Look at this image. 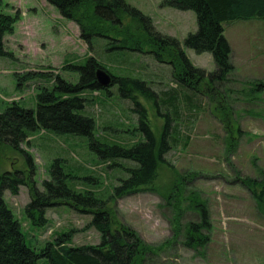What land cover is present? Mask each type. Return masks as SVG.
Wrapping results in <instances>:
<instances>
[{
  "label": "rangeland",
  "instance_id": "1",
  "mask_svg": "<svg viewBox=\"0 0 264 264\" xmlns=\"http://www.w3.org/2000/svg\"><path fill=\"white\" fill-rule=\"evenodd\" d=\"M125 2L150 17L156 32L176 38L194 67L206 73L216 69L209 52L197 53L183 43L197 30L193 11L172 8L165 0ZM0 10L20 15L13 32L3 37L4 48L11 56H0V111L11 101L35 109L36 87L51 83V78L50 83L37 79L18 89L15 73L42 70L75 82L78 73L62 70V66L84 65L89 56L112 75L143 80L161 99L165 98L160 101L159 95L147 96L139 90L135 93L157 142L168 119L166 138L174 134L172 105L164 101L176 97L178 141L167 144L163 161L156 167V178L147 189L115 194L119 179L128 178L127 169L136 166L134 161L101 159L88 137L44 130L30 135L21 146L35 164L37 188L42 190L43 180L49 179L50 163L62 159L71 175L70 187L89 189L106 199L115 222L132 228L152 248L145 253L143 264H264V209L243 183L244 179H264V87L258 86L264 85V19L222 24L234 68L215 90L200 84L193 91L181 88L172 77V66L148 53V46L141 52L110 38L93 36L89 48L80 39L77 24L46 0H2ZM129 22L124 17L123 24ZM135 33L145 34L147 30L138 27ZM84 96L92 100L80 113L95 118L101 141L131 147L145 140L138 129L140 112L134 110V100L121 96L118 84ZM223 105L231 111L229 130L236 141L233 149L228 147V130L221 121ZM25 169L23 153L0 146V174ZM4 200L21 224L25 243L35 251L72 230V245L100 241L97 230L89 226L92 214L59 204L46 209L44 224L34 225L25 212L30 200L26 186H19L15 194L5 190ZM189 223L197 224V236L202 237L192 245L186 243ZM37 264L52 263L40 258Z\"/></svg>",
  "mask_w": 264,
  "mask_h": 264
},
{
  "label": "trees",
  "instance_id": "2",
  "mask_svg": "<svg viewBox=\"0 0 264 264\" xmlns=\"http://www.w3.org/2000/svg\"><path fill=\"white\" fill-rule=\"evenodd\" d=\"M57 8L59 13L79 27V37L90 48L93 36L110 38L130 50L143 51L148 46V53L162 63L172 66V77L181 88L197 91L200 84L215 90L216 85L224 82L233 70L230 60L231 48L224 35V22L264 19V0H165V4L178 10H191L196 15L197 30L189 33L183 43L197 53L209 52L215 62L213 72L194 67L186 57L180 42L168 35H162L154 30L151 19L138 9L128 5L125 0H46ZM2 0H0V7ZM124 17L130 19L124 25ZM20 19L19 12L13 14L0 10V56H11L5 50L3 37L12 33L14 24ZM135 25V26H131ZM147 30V33H135L137 28ZM128 45V46H127ZM97 68L106 70L112 78V84L119 85L121 96L134 100L139 116V130L144 133L145 140L134 143L131 147L116 143L101 141L96 134V120L92 116L81 114L86 103L92 99L84 96L89 91L107 89L100 87L95 78ZM62 70L78 73L75 82L65 79L59 74L51 75L47 71L28 70L15 73L16 87L19 89L28 81L51 78L50 84H39L36 87L35 109L28 108L11 101L0 111V146H9L14 151L23 153L26 158V169L5 171L0 174V264H37L40 258H47L52 264H143L144 255L151 250L139 235L130 227L118 224L107 207L106 199L96 195L92 190H79L69 186L71 175L65 171L62 159L53 160L47 172L49 179L42 182V190L34 181L35 164L22 149V144L33 133L44 130L56 135L75 134L89 138L91 148L97 150L101 159H127L136 166L128 168V178H120V184L114 188L115 194L134 192L147 189L156 178V167L163 161L167 144L178 141V120L176 119L175 96L165 103L172 105V131L174 134L166 138L170 121L164 126V131L157 142L146 118V111L135 100V93L142 92L147 96L158 97L159 93L152 91L145 81L112 75L98 60L89 56L84 65L66 63ZM54 77V79H52ZM204 81V83H202ZM263 86V84H258ZM176 92V90H172ZM160 97V95H159ZM160 101L165 100V98ZM221 121L226 128L228 147L236 146L231 129V111L223 105ZM175 115V116H174ZM174 125V126H173ZM240 132V131H239ZM254 198L264 209V179L256 181L244 179ZM28 188L30 200L25 206V212L32 224H44L47 208L65 204L75 211L92 214L89 226L100 235L98 244L72 245V231L58 235L53 241L35 251L25 243V237L20 222L4 200V191L17 193L18 187ZM203 219H207L206 211L202 209ZM197 224L187 226V244L198 243L202 238L197 236Z\"/></svg>",
  "mask_w": 264,
  "mask_h": 264
},
{
  "label": "water",
  "instance_id": "3",
  "mask_svg": "<svg viewBox=\"0 0 264 264\" xmlns=\"http://www.w3.org/2000/svg\"><path fill=\"white\" fill-rule=\"evenodd\" d=\"M95 78L100 87L107 88L112 81L111 75L102 68H97Z\"/></svg>",
  "mask_w": 264,
  "mask_h": 264
}]
</instances>
